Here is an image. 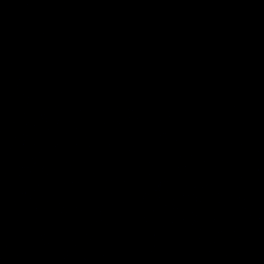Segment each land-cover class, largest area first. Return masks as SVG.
Instances as JSON below:
<instances>
[{"label":"water","instance_id":"water-1","mask_svg":"<svg viewBox=\"0 0 264 264\" xmlns=\"http://www.w3.org/2000/svg\"><path fill=\"white\" fill-rule=\"evenodd\" d=\"M0 264H264V0H0Z\"/></svg>","mask_w":264,"mask_h":264}]
</instances>
